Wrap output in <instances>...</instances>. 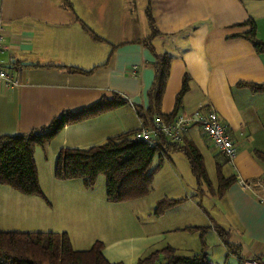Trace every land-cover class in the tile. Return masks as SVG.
Returning <instances> with one entry per match:
<instances>
[{"label":"crops","instance_id":"obj_1","mask_svg":"<svg viewBox=\"0 0 264 264\" xmlns=\"http://www.w3.org/2000/svg\"><path fill=\"white\" fill-rule=\"evenodd\" d=\"M146 4L145 0L146 21H127L129 1L119 8L121 15L115 21L111 0H0L7 45L0 59L10 62L12 77L11 82H0V135L30 132L64 111H77L113 93L128 100L64 124L44 147L35 148L44 197L0 184V230L65 231L76 249L100 240L108 261L136 264L151 249L167 245L178 249L186 232H198L200 249L205 243L207 250L204 232L212 228L223 247L224 261L233 256L236 264L237 255L229 254L215 229L220 226L228 232V241L239 247L238 256L264 259V167L253 155L254 149L264 152V91L253 92L239 83H264V51H256L249 40L235 35L249 29L243 22L250 18L264 42V0H152L156 30L152 36ZM156 54L170 59L158 112L172 111L186 74L189 86L179 110L212 106L237 144L236 156L229 160L210 149L195 125L182 143H192L203 163L209 154L214 156L217 185L218 166L224 177H234L222 192L202 194L212 202L210 212L201 203L202 196L197 200L187 191L184 196L152 195L150 188L143 197L113 202L104 191L95 194L94 186H85L81 179L54 176L60 149L87 148L145 124L136 106L143 110L149 106ZM180 152H170L164 162L176 182L183 177L180 171L184 172L186 158ZM43 162L47 164L44 174ZM44 181L61 182V219L51 206ZM164 197L182 200L155 214L157 202ZM196 226L203 229H189ZM166 232L173 235L166 237Z\"/></svg>","mask_w":264,"mask_h":264},{"label":"trees","instance_id":"obj_2","mask_svg":"<svg viewBox=\"0 0 264 264\" xmlns=\"http://www.w3.org/2000/svg\"><path fill=\"white\" fill-rule=\"evenodd\" d=\"M152 0H146V15L151 27V36L156 32L151 14ZM243 23L249 29L235 35L249 40L256 51H264V42L255 31V23L247 19ZM96 37V36H95ZM169 56L156 54L154 62V79L148 91L149 106L146 110L136 106L139 116L147 123L155 113L171 119L179 110L183 95L188 90L189 78L185 74L181 87L175 95L174 107L168 114L158 112L164 92L169 70ZM73 71H81L70 68ZM253 92L264 91V83L240 81ZM127 98L113 93L108 98L103 96L77 111H64L48 125L33 129L27 133L0 135V184L7 185L26 195L44 197L37 174L34 151L37 146L44 147L69 122H75L106 109L127 103ZM137 129L108 137L104 142L87 148L65 147L59 150L54 165V176L57 179H81L87 187L95 185L99 175L105 177L106 199L113 202L145 196L153 183L158 166L151 167L153 158L158 155L160 160L169 158L170 152L181 150L187 158L190 169L197 179H205L203 158L199 150L192 144H172L162 139L154 146L134 137ZM254 157L263 164L264 152L253 150ZM264 178V173H263ZM234 177H224L217 167V190L222 192ZM182 198H161L156 205L155 214H161L166 208L177 204ZM190 230L203 227H190ZM215 229L229 254L238 256L239 247L228 241V232L220 226ZM103 242L95 240L86 249L72 246L67 232L54 231H3L0 230V264H122L110 262L103 255ZM163 258L161 262L160 259ZM136 264H211L208 259L206 244L195 253L183 255L175 252L169 245L151 249L140 256Z\"/></svg>","mask_w":264,"mask_h":264},{"label":"rangeland","instance_id":"obj_3","mask_svg":"<svg viewBox=\"0 0 264 264\" xmlns=\"http://www.w3.org/2000/svg\"><path fill=\"white\" fill-rule=\"evenodd\" d=\"M126 1H129V11L130 16L127 18V21H146L144 16V1L145 0H111L113 4V14L114 20L116 21L120 17L119 8L122 10L126 5ZM124 10V9H123ZM122 21V20H121ZM126 21V19L124 20ZM182 154V152H180ZM183 155V154H182ZM208 158H205L204 161V169L206 172L205 179H197L195 175L191 173L188 162L186 158H184V172L180 173L183 175L182 179L176 182L169 170L164 166V162L167 161V158H163L160 160L158 155L153 158L150 168H154L158 166L154 174V180L151 186L150 193L152 195L159 194H173L174 196H184L185 191L188 192L189 195L196 194L199 200L202 194L205 196H212L215 194L217 190V181H216V173H215V165L213 161V155L209 154ZM184 157V156H183ZM46 162H43L40 166L41 173H45ZM224 173L228 172V166H225L223 169ZM45 191L47 192V196L49 201L51 202V206L53 210L57 213L59 218L61 219V182H54L53 184H49L48 181H44L43 185ZM95 194H101L103 191L105 192V177L104 175H99L96 183L94 185ZM192 189V190H191ZM43 193V192H42ZM214 193V194H213ZM205 196H202V204L206 207L207 211H211V201H207ZM80 205V203H79ZM117 222L121 223L119 219L116 218ZM116 223V222H115ZM61 232V231H59ZM95 232V231H93ZM95 234V233H94ZM103 233H100L102 236ZM108 233H105V236ZM166 237H171L173 234L170 232L165 233ZM98 235V236H100ZM183 238H181L183 244L175 249V252L178 254L188 255L199 251L200 249V241H199V233L198 232H186L181 234ZM75 238V234H73ZM204 238L206 239L208 245L210 246L208 250V259L212 264H233L234 259L229 257L227 263L224 261V251L223 247L218 243L216 233L212 228H209L204 232ZM160 261H163L161 257Z\"/></svg>","mask_w":264,"mask_h":264},{"label":"built area","instance_id":"obj_4","mask_svg":"<svg viewBox=\"0 0 264 264\" xmlns=\"http://www.w3.org/2000/svg\"><path fill=\"white\" fill-rule=\"evenodd\" d=\"M6 48L3 27L0 24V52ZM10 67V62L5 63L0 59V82H11ZM193 125L198 126L200 132L207 138L210 149L218 151L229 160L236 156L238 151L236 142L217 111L208 105H200L191 112L178 110L171 119L155 113L150 121L137 129L134 137L146 141L150 146H154L162 139L172 144H182ZM245 185L250 187L251 183L247 182ZM236 264H264V259L254 256L241 258Z\"/></svg>","mask_w":264,"mask_h":264}]
</instances>
